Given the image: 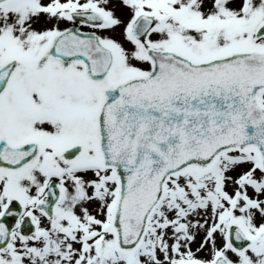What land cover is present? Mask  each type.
I'll list each match as a JSON object with an SVG mask.
<instances>
[{
	"label": "snow or ice",
	"instance_id": "6c2138e0",
	"mask_svg": "<svg viewBox=\"0 0 264 264\" xmlns=\"http://www.w3.org/2000/svg\"><path fill=\"white\" fill-rule=\"evenodd\" d=\"M0 264H264V0H0Z\"/></svg>",
	"mask_w": 264,
	"mask_h": 264
}]
</instances>
